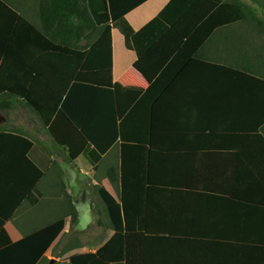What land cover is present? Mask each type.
<instances>
[{"label":"trees","instance_id":"trees-1","mask_svg":"<svg viewBox=\"0 0 264 264\" xmlns=\"http://www.w3.org/2000/svg\"><path fill=\"white\" fill-rule=\"evenodd\" d=\"M13 1L0 0V110L7 115L23 102L70 161L84 154L95 169L120 142V170L111 166L106 176L120 183L124 232H115L96 252L71 255L69 264H264V245L146 232L150 187L218 195L264 208V184L239 152H199L216 134H264V1L253 0L259 5L254 8L244 0H170L135 30L127 15L149 0H30L33 26L52 42L81 50L74 55L40 47L20 25ZM244 22L249 27L243 32L233 28ZM114 29L135 53L134 69L148 85L121 120L114 91ZM218 33L225 49L234 53L231 62L205 55ZM21 51L35 56L29 67L22 64ZM214 71L219 82L230 79L235 89L245 83V98L235 91L233 105L219 102L210 112L211 122L198 121L192 113L183 118L184 107L195 105L194 95L184 93L207 82L197 75ZM230 111L233 122L226 128ZM66 135L73 143L64 142ZM53 165L44 144L18 132H0V185H13L10 195H0V233L7 239L5 223L24 199L40 202L39 182ZM97 190L106 206L117 204L105 186ZM66 197L69 212L11 242L8 250L0 247V264L4 251H9L8 264H38L63 232L65 218L70 217L71 228L78 225L77 207L71 195Z\"/></svg>","mask_w":264,"mask_h":264},{"label":"crops","instance_id":"crops-1","mask_svg":"<svg viewBox=\"0 0 264 264\" xmlns=\"http://www.w3.org/2000/svg\"><path fill=\"white\" fill-rule=\"evenodd\" d=\"M169 1L170 0H149L137 9L130 12L127 15V19L135 30H139L155 16H157V14H159V12L166 6ZM23 27L37 39V44L40 47L44 46L49 51H58L69 55H74L81 52V50L58 45L52 42L39 30L37 26L26 23ZM233 28H236V30L239 32L244 31L242 27ZM102 30L103 28L100 29V32ZM116 31L118 30H113V78L117 117L119 118V120H121L145 92L148 85L144 78L134 69V63L137 59L136 55L133 51L127 49L124 36L119 31L118 32L121 34L119 36L122 41L119 50L117 51V47L115 44ZM243 35L244 34H240L241 37H243ZM98 36L99 34L94 36V38H98ZM223 37L224 36L222 34L218 33L214 37L213 41L209 42L205 50V55H207L209 59L214 61L222 63H225L224 61L231 62L234 60V53L232 50L228 52L227 49H225L227 48V45L224 44ZM229 38L231 37L229 36ZM215 41H217L218 43L216 42L214 45ZM85 44L86 43L83 42L82 45ZM20 54L22 64H24L26 67H29V65L35 60V56L33 54H28L27 51H21ZM51 60L52 59H49L50 65L53 62ZM214 73L209 72V75L207 76L197 75L198 79L205 80L207 82L195 83V86L191 89L190 92L186 91L184 93L186 95H194L195 105H183L185 106L183 109V118H186V113L188 115H191L192 113L196 116L194 117V119H198V121L203 122L207 118L208 122V119H212V114L214 113L210 112L216 111V109H218L219 106L217 105L219 102L224 101L226 106H229V104L232 102L231 104L233 105L236 96L235 91L241 92L243 94H241V98H245L246 95L244 92L248 89V86L245 83H239V87L235 89V84L232 80L222 79L223 82H219V77L217 75L218 73L215 71ZM51 74L52 71L48 70V75L51 76ZM233 89L235 90L233 91ZM16 103L22 105V107L28 111L20 115L18 124H13L11 123V121H8L6 112L0 110V132H18L19 134L26 136L34 143H54L52 137L48 133L46 127L43 125L38 115L35 114L23 102L19 101ZM180 108H182V106ZM229 113H231V111L227 112V115ZM2 116L6 119L2 120ZM227 117L230 118V121L226 128L231 126L233 122L232 113ZM188 118L190 119H188L187 123L193 121V118L191 116H188ZM60 128L64 129V126ZM57 135L60 136L62 134H58L57 132ZM258 137H260V142H256L254 146L251 145L249 140L256 139ZM65 138L66 140L64 142H70L68 140V135H66ZM181 139V141H183L184 143L187 141V139ZM164 142L168 144L170 143V141ZM245 142H248V144H245ZM115 146H118L119 148L118 158L120 162L116 167L119 171L121 166L120 142L114 144L113 147ZM259 146H264L263 133H260L258 135L216 134L208 142L200 147L199 152L237 151L243 156V158L252 167L254 172L258 175V177L264 184V151L262 154H259ZM113 147L109 150V152L113 149ZM62 151L65 152L63 149ZM109 152H107L106 155H108ZM83 155L84 154H81L76 160H74V164L79 167V170L81 171L82 175H84V177L89 175L93 176V174L96 172V169L91 163H89V166L86 169L78 165L77 160L80 159ZM10 172L12 171H5V174H10ZM42 180L39 182V188L41 189V191H43L41 187ZM93 182L96 186H103L102 183H99L95 179L93 180ZM67 190L75 198L74 203L79 213V223L76 227H74V231L85 233L89 229L90 225L94 222V214L91 203L87 199V190L86 188H83V193L81 190L82 196L79 200L76 199L78 193H76L75 195L72 193L69 188V183L67 185ZM12 191L13 185L8 183L0 185V195L1 193H4V195L8 196ZM44 198H46V194H44L42 199ZM31 206L34 205H32L25 199L20 202L19 206L15 210L13 217L9 219L4 225V229H6L8 233V239L5 235L0 233V247H7L8 250L11 242H18L28 234H31L44 227L43 226L27 232L25 227L19 224L20 214H25L27 209ZM146 209V232L150 235L223 240L264 245V208L261 207L234 202L227 197L218 195L216 196L199 192L197 193L150 187L147 190ZM121 213L123 215V211H121ZM70 230V217H67L65 218V228L63 232L52 244V246L46 251L42 260L55 258L59 263L63 262V260H66L64 261V263L69 264V257L71 255L76 253L96 252L103 246L104 242L94 249L90 246H83L82 248L85 247L88 249V251L74 252L67 259H63L61 258V256L54 255V250L58 246L62 235L65 232H70ZM107 230L109 231L110 227H108ZM114 233L115 232L113 231V233H111L110 235L112 236L114 235ZM4 252L5 253H3L1 258L3 264H5L4 260L8 264L9 251ZM42 260L38 264H40Z\"/></svg>","mask_w":264,"mask_h":264},{"label":"rangeland","instance_id":"rangeland-1","mask_svg":"<svg viewBox=\"0 0 264 264\" xmlns=\"http://www.w3.org/2000/svg\"><path fill=\"white\" fill-rule=\"evenodd\" d=\"M247 4H250L254 8H258V4L254 3L253 0H244ZM264 1V0H263ZM13 4L20 12L19 23L24 26L26 23L32 24L35 16L33 15V6L30 0H14ZM33 16V18H32ZM33 25V24H32ZM237 26L242 28L249 27L248 23H241ZM118 31L115 35V44L117 51L121 45L122 39ZM122 37V36H121ZM217 41L214 42V45ZM218 43V42H217ZM261 40L255 41V44L259 45ZM22 105L16 103L13 109L7 114L8 121L13 124H18L20 115L27 112ZM3 114V113H2ZM6 119L2 116V120ZM250 144L254 146L256 142H260V137L256 139H250ZM51 153V158L55 160V165L51 168L42 180V190L46 194V198L42 199L37 205L31 206L27 209L26 213L20 214L19 224L24 226L27 232L43 227L49 223L54 222L60 217L66 215L69 212L70 204L67 202V193L71 195L67 190V185L69 183V188L75 195L78 193L76 199L81 198V190L86 188L87 199L91 203V207L94 214V222L90 225L89 229L85 232H75L71 228L70 232L64 233L62 238L54 250V255L61 256L63 259H67L72 253L79 251H88L87 247H98L101 243L103 245L107 244L113 235L110 234L114 232H124V218L121 213L122 206L120 203V185L119 183H112L105 175L107 168L110 166L117 167L119 161V148L118 146L113 147L108 155L103 157L101 162L98 164L96 172L93 176L89 175L84 177L79 167L74 164V161H70L68 155L62 151V149L55 143H42ZM248 144V142H245ZM264 151V146L258 147V153L262 154ZM83 155L77 160L78 165L83 168H88L89 160ZM91 171V170H90ZM97 180L102 183L103 186L112 193V195L117 199V204L113 206H106L98 194V186L95 185L93 180ZM45 183V185H44ZM83 193V190H82ZM85 195V191H84ZM53 197V198H52ZM72 202H75V198L71 195ZM75 204V203H74ZM110 227L108 231L107 228ZM104 235V238H103ZM103 238V240H102ZM95 243V244H94ZM52 259H44L40 264H65L63 262L59 263L57 260L52 263ZM58 259V258H57Z\"/></svg>","mask_w":264,"mask_h":264},{"label":"water","instance_id":"water-1","mask_svg":"<svg viewBox=\"0 0 264 264\" xmlns=\"http://www.w3.org/2000/svg\"><path fill=\"white\" fill-rule=\"evenodd\" d=\"M0 120H1V116H0ZM55 261H56V259H53V260H52V263H54Z\"/></svg>","mask_w":264,"mask_h":264}]
</instances>
